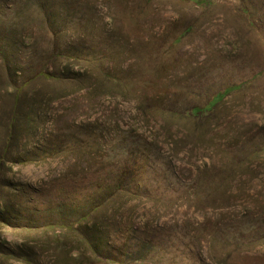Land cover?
<instances>
[{
    "label": "rangeland",
    "instance_id": "374dc122",
    "mask_svg": "<svg viewBox=\"0 0 264 264\" xmlns=\"http://www.w3.org/2000/svg\"><path fill=\"white\" fill-rule=\"evenodd\" d=\"M0 49L12 218L42 225L99 201L89 221L114 264H264V238L247 235L264 236V0H0ZM56 231L61 251L0 223L38 264H77ZM142 243L150 259L130 260Z\"/></svg>",
    "mask_w": 264,
    "mask_h": 264
},
{
    "label": "trees",
    "instance_id": "16d2710c",
    "mask_svg": "<svg viewBox=\"0 0 264 264\" xmlns=\"http://www.w3.org/2000/svg\"><path fill=\"white\" fill-rule=\"evenodd\" d=\"M180 1H188L191 3H195L197 5L207 4L209 0H180ZM0 53L2 54V50L0 49ZM235 87L231 86L224 90L222 93L216 94L205 106L202 107H195L192 108L190 111V116L200 118L204 116V114L210 111L213 107H215L219 102H221L226 95L234 91ZM120 185L115 187V190L119 188ZM4 200L0 199V223L3 224L4 227L7 229H14V230H24L28 232H34L38 234V231H42L43 240L44 241H32L35 245L39 242V246H43L46 248H51L53 251L54 249L61 251L66 247V242L63 240L64 237H61L62 234H55L56 230L59 229L60 231H64L65 234H70L71 238L68 241L69 246L67 247V251H69V255L72 259L78 260L77 264L81 263V261L85 258V253L90 254L91 258H95L96 262L99 259H102L106 262V264H114L118 260L112 254L104 253L109 248L110 240L108 237L104 238L101 235H98L96 232L94 224L90 223V216L91 211L97 209V206L101 203L99 201H95L93 205H89L87 209H80L76 211H72L70 214L63 213L59 214L56 218H50L46 221H42V225H38L35 221L27 222V224L23 222H19L17 214L12 218L10 215V210L8 209V205L3 203ZM101 202V201H100ZM2 204L4 206H2ZM9 215V216H8ZM62 215V217L60 216ZM8 216V218L6 217ZM6 217V218H5ZM11 218V220H10ZM264 229V228H263ZM247 235L250 238H264V236L257 237L259 232L257 225L254 223H249L247 228ZM51 233V236H46L47 233ZM236 231L229 230L227 233L228 238H235L237 236ZM53 234V235H52ZM80 235V240L76 244H71L72 237L77 239V236ZM30 242V243H32ZM37 242V243H35ZM139 244V243H138ZM136 244L134 247H130L129 251L126 253V256L130 258V260H139L143 263V260L150 259L148 257V253H150V247L147 243H142L140 245ZM149 248V249H148ZM145 253V251H147ZM142 253V254H141ZM143 255V256H142ZM37 252L33 250V248L28 247L26 244H19L17 241L12 243L6 242L3 239H0V264H38L36 261ZM94 263V262H90Z\"/></svg>",
    "mask_w": 264,
    "mask_h": 264
}]
</instances>
